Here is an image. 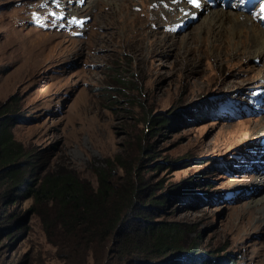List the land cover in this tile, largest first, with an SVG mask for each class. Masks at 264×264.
Wrapping results in <instances>:
<instances>
[{
  "label": "rangeland",
  "instance_id": "rangeland-1",
  "mask_svg": "<svg viewBox=\"0 0 264 264\" xmlns=\"http://www.w3.org/2000/svg\"><path fill=\"white\" fill-rule=\"evenodd\" d=\"M164 3L122 0L124 13L105 0H87L85 8L69 0H0V106L10 104L9 113L21 117L13 132L37 170L56 163L96 187V167H116L123 177L127 166L141 174L146 193L160 181L157 194L184 184L185 192L170 197L163 213L149 217L177 221L187 231L186 246L198 244L201 256L264 264V204L252 201L264 195V171L253 163L264 158L257 150L263 114L228 120L207 106L212 98L264 88V57L229 55L230 43L219 51L215 36L199 30L207 11L166 38L167 24L186 14L177 10L182 14L176 16L175 4L170 10ZM62 4L65 12L90 17L83 36L33 23L34 13L47 16ZM221 8L248 13L264 28L261 10ZM154 114H169L170 124L153 129ZM236 189L242 193L226 200ZM8 194L0 189V264H166L180 257L132 252L118 258L113 243L102 250L74 248L59 226L48 234L31 198L8 203Z\"/></svg>",
  "mask_w": 264,
  "mask_h": 264
},
{
  "label": "trees",
  "instance_id": "trees-1",
  "mask_svg": "<svg viewBox=\"0 0 264 264\" xmlns=\"http://www.w3.org/2000/svg\"><path fill=\"white\" fill-rule=\"evenodd\" d=\"M9 107L8 103L0 106V189L9 193L8 203L18 197L31 198L35 211L45 220L48 234L52 236L51 227L59 226L70 236L74 248L102 250L111 243L117 244L118 258L136 252L167 260L175 253L182 259L166 264H222L215 253L201 256L198 244L186 246L187 231L177 221H155L149 217L163 213L170 197L185 192L184 184H172L157 194L160 181L146 193L141 174L127 166L123 167V177L116 174V167H96V187L74 170L56 163L44 166L45 172L39 171L38 164L14 135L13 127L20 116L9 113ZM150 119L153 129L170 124L169 114L150 115ZM194 200L203 201L197 195ZM139 209L136 215L135 210ZM133 216L141 217L142 224L128 222Z\"/></svg>",
  "mask_w": 264,
  "mask_h": 264
},
{
  "label": "bare ground",
  "instance_id": "bare-ground-1",
  "mask_svg": "<svg viewBox=\"0 0 264 264\" xmlns=\"http://www.w3.org/2000/svg\"><path fill=\"white\" fill-rule=\"evenodd\" d=\"M105 1L108 2L111 1L113 3V10L117 12L120 11L125 13V10L127 9L126 5H124V7L119 5V2H122V0H110V1L105 0ZM163 1H167L168 3H170L169 5L170 10L172 5L175 4L173 7V9H176V11L175 10L173 11L174 15L176 14V16H179L183 13V11L182 13H180L177 10H179V4L185 5L184 1L182 2L180 0H163ZM142 2L144 4V0H142ZM86 3L87 1L84 4L86 5ZM159 5L160 4L158 3L156 4L157 6L156 10L161 9ZM85 7H87V5L82 6V8ZM73 9L79 10L80 7H75ZM206 11H207V15L204 18V26L199 30H206L207 32L215 36L216 39H214L215 42L213 43V45L218 49H220L219 51H222V49L230 43L231 46H233V49L229 55L232 54L233 56H238L240 54L244 55L245 53L248 52L246 57H251L252 55L260 58L264 57V28L260 27L259 23H257L251 17V15L234 9L224 11L222 10L221 6L217 7V6L207 5ZM204 13L205 10H203L201 14ZM171 15L169 16L170 18L172 17ZM184 16L188 17L187 15ZM199 19L200 17H198V20ZM174 22L172 21L167 25H172ZM172 34L174 33H166L165 36L166 38L169 39L170 38L169 36H171ZM214 54L219 55V52H214ZM255 87L253 89H255ZM261 117H262L261 120H263L264 114ZM252 201L256 205H259L260 203L264 204V195L255 197Z\"/></svg>",
  "mask_w": 264,
  "mask_h": 264
},
{
  "label": "snow or ice",
  "instance_id": "snow-or-ice-1",
  "mask_svg": "<svg viewBox=\"0 0 264 264\" xmlns=\"http://www.w3.org/2000/svg\"><path fill=\"white\" fill-rule=\"evenodd\" d=\"M191 3L198 6L199 0H191ZM261 12H264V0H261Z\"/></svg>",
  "mask_w": 264,
  "mask_h": 264
},
{
  "label": "water",
  "instance_id": "water-1",
  "mask_svg": "<svg viewBox=\"0 0 264 264\" xmlns=\"http://www.w3.org/2000/svg\"><path fill=\"white\" fill-rule=\"evenodd\" d=\"M197 21V20H196Z\"/></svg>",
  "mask_w": 264,
  "mask_h": 264
}]
</instances>
